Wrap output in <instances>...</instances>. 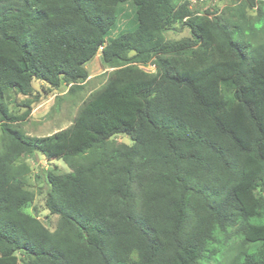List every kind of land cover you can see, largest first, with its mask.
I'll return each mask as SVG.
<instances>
[{"label":"trees","instance_id":"obj_1","mask_svg":"<svg viewBox=\"0 0 264 264\" xmlns=\"http://www.w3.org/2000/svg\"><path fill=\"white\" fill-rule=\"evenodd\" d=\"M221 1L0 0V264H264V0ZM97 54L73 124L26 134L10 96L83 90ZM37 153L70 168L47 172L54 229L24 210Z\"/></svg>","mask_w":264,"mask_h":264},{"label":"rangeland","instance_id":"obj_2","mask_svg":"<svg viewBox=\"0 0 264 264\" xmlns=\"http://www.w3.org/2000/svg\"><path fill=\"white\" fill-rule=\"evenodd\" d=\"M225 6H232L241 0H222ZM125 19L119 24L116 32L123 29H131L132 14L127 9ZM248 14L254 16L255 9L249 8ZM168 39H182L191 36L188 27L178 30H171L165 33ZM89 77L84 84L83 90H76L73 94L69 93V85L61 84L58 88L50 89V86L40 80L34 79V93L31 96L12 94L8 100L9 107L15 115H22L29 111L23 119L18 120V124L30 136H46L55 132L62 131L70 127L77 115L78 109L93 91L105 83L107 75L113 68H107L101 61L100 54H97L86 65ZM144 70L151 72L152 67H142ZM153 72V71H152ZM1 125V124H0ZM2 134L0 126V136ZM115 143L131 144L132 140L125 134H117L113 137ZM30 167L27 176L29 189L34 193L31 202L24 206V210L40 220H42L50 229L57 225L58 216L51 215L45 206V197L49 189L47 182V172H68L70 168L60 159L50 160L43 154L37 153L33 157L24 158Z\"/></svg>","mask_w":264,"mask_h":264},{"label":"built area","instance_id":"obj_3","mask_svg":"<svg viewBox=\"0 0 264 264\" xmlns=\"http://www.w3.org/2000/svg\"><path fill=\"white\" fill-rule=\"evenodd\" d=\"M217 3H219V0H190L189 7L194 8L196 5H201L199 10H195L194 14L203 15L205 14L206 9L210 8L212 11H214L215 9L214 7L217 5ZM224 6H225L224 4L219 5V11L217 12V14L221 13ZM257 6H258V3L255 5L254 9L257 8ZM210 16H214V14H211ZM149 66L152 67L153 72L156 71V66L154 64H150ZM142 67H145V66H142Z\"/></svg>","mask_w":264,"mask_h":264}]
</instances>
